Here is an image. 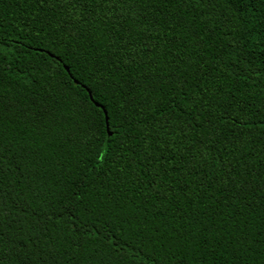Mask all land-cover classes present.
Returning a JSON list of instances; mask_svg holds the SVG:
<instances>
[{
	"label": "trees",
	"instance_id": "1",
	"mask_svg": "<svg viewBox=\"0 0 264 264\" xmlns=\"http://www.w3.org/2000/svg\"><path fill=\"white\" fill-rule=\"evenodd\" d=\"M64 11L0 0L4 264L37 238L41 251L56 250L55 264H177L173 253L186 264H264V0H149L140 11L155 20L142 39L160 46L147 64L108 59L106 21L91 6L78 9L95 17L79 31ZM82 104L108 109L101 142L113 112L140 142L125 139L98 160L102 143L82 137L75 118ZM174 119L186 135L174 125L173 135L200 151L190 173L154 181L161 166L142 158L160 145L145 137L151 128L171 142L160 125ZM181 150L166 148L164 166Z\"/></svg>",
	"mask_w": 264,
	"mask_h": 264
},
{
	"label": "snow or ice",
	"instance_id": "2",
	"mask_svg": "<svg viewBox=\"0 0 264 264\" xmlns=\"http://www.w3.org/2000/svg\"><path fill=\"white\" fill-rule=\"evenodd\" d=\"M42 5H49L52 8H60L64 11V15L67 17V28L71 32L73 29L79 31V27L82 24H87L90 21L94 20L95 17L91 13L81 14L78 12V9L87 8L91 6L99 14V17L106 21V28L108 29V35L105 36V40L108 43L109 56L108 59L114 62L124 61L125 63L131 61L133 63L147 64L149 61L153 60V54L155 50L160 46L158 43L151 42L149 40L142 39L143 33H145L150 26H153V20H149L148 14L146 12L140 11V6L145 5L149 0H39ZM155 3V0H151ZM179 2H188L189 5L196 4L199 6L200 0H179ZM157 31L159 27L157 26ZM162 38H167V34H163ZM164 78L174 79V76L170 77L169 73H163ZM116 80L115 77H113ZM148 79H153L149 77ZM116 85L119 86V80H116ZM127 90L132 93V96L128 97L129 100L132 99L136 94V83L127 85ZM155 90V89H154ZM171 111H175L174 109ZM79 114L75 117L77 120L84 121L82 127L86 131L81 132V136L88 140H95L98 144L102 143L103 151L97 152L98 160H105L110 152L113 150L112 145H120L125 139L136 140L137 143L140 142L138 136L133 135L132 137H126L123 132H120V128L124 127V120L120 119L117 121V113L113 112L111 115L112 124L109 125V139L100 141V136L98 135L100 126H101V112L107 114V108H97L95 106H89L82 104L78 109ZM44 113H38L37 118L43 116ZM53 114L49 110L47 112V117H51ZM67 115V113H63ZM125 115L124 111L119 112V116L123 117ZM139 119V117H137ZM221 123H227V120L221 118ZM191 125V121L188 122ZM180 127V121L174 119L167 127L165 125H160L164 129V132L172 137L171 142L165 140L164 143H160V140L157 139L156 133L149 128V135L145 137L146 140H153L160 145V155H152L143 157L144 161H147V166L151 167L153 161L161 166L160 171L154 173L152 177L155 181L156 176H160V180H163V172L166 175H171V173H176L180 175L181 173H190L191 169L194 167L193 160L195 156L199 153L200 149H194V147H189L188 145H182L183 137L177 138L173 135L175 127ZM67 126V125H65ZM207 126L209 133L215 135L219 126L214 124L211 119L207 120ZM250 126V125H249ZM264 127V123L261 125ZM201 127H204L202 124ZM172 131H169V129ZM181 132H185L183 127H180ZM186 135V132H185ZM119 138V139H118ZM219 138L217 137V140ZM208 143H212L211 140ZM190 144L194 145V141H190ZM177 146H182V150L177 153L172 159L174 160L175 166L171 164L164 166V160L169 157L165 155L166 148H175ZM147 152L148 149L146 148ZM3 148L0 147V264H4L5 254H6V241H5V229L2 225V220L4 217L3 209L6 206L3 196L4 193L2 189L5 187L3 179L5 176V170L2 166V163L6 157L3 155ZM163 157V159H161ZM32 158L36 159V155L33 153ZM25 157L22 155L19 157L17 164L19 165ZM131 164H136L135 159L130 160ZM27 171V168H21V174ZM231 175V173H229ZM239 175V173H238ZM159 183V181H156ZM177 181V185H179ZM242 187H247L244 185L243 180L240 181ZM187 186V181H185V187ZM262 196H264V188H262ZM264 207V203L261 205ZM79 219V217H77ZM92 229L96 228V225L93 224ZM111 235V234H110ZM39 238L36 241H26L23 246H17L13 251L16 253L14 257L11 256V253H8L9 258L15 260V264H55L56 260V250L46 249L41 251L38 247ZM121 250L123 245L120 246ZM28 249V251H25ZM176 256L177 264H186L187 255L180 254Z\"/></svg>",
	"mask_w": 264,
	"mask_h": 264
},
{
	"label": "water",
	"instance_id": "3",
	"mask_svg": "<svg viewBox=\"0 0 264 264\" xmlns=\"http://www.w3.org/2000/svg\"><path fill=\"white\" fill-rule=\"evenodd\" d=\"M66 69L68 70V67H66Z\"/></svg>",
	"mask_w": 264,
	"mask_h": 264
}]
</instances>
